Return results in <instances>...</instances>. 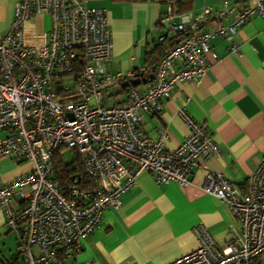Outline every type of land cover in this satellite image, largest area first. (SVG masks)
I'll return each mask as SVG.
<instances>
[{"label":"built area","instance_id":"1","mask_svg":"<svg viewBox=\"0 0 264 264\" xmlns=\"http://www.w3.org/2000/svg\"><path fill=\"white\" fill-rule=\"evenodd\" d=\"M219 4V9L206 5L182 14L166 7L159 20L166 33L157 42L179 37L166 46L151 80L145 81L144 69L108 71L112 41L104 8L82 0H16L9 30L0 38V159L14 156L31 168L0 182L5 226L17 239L11 264L60 263L81 250L102 212L119 207L120 195L140 173H149L157 184L183 186L190 170L200 166L206 169L202 190L227 206L236 227L218 246L198 226L197 248L168 264H250L264 253V158L241 190L205 166L221 152L205 128L183 112L190 132L173 149L164 146L165 130L159 128L153 139L141 127L177 84L197 83L205 74L210 37L225 39L236 51L240 27L253 15L264 19V0ZM36 14L48 15L50 28L41 35L25 33V23ZM210 23L215 24L211 31L202 30ZM135 76L143 87H126V104L103 103L106 88ZM64 151L78 154L85 175L81 185L72 178L67 196L51 163L57 152L64 160ZM15 197L20 203L13 207Z\"/></svg>","mask_w":264,"mask_h":264},{"label":"crops","instance_id":"2","mask_svg":"<svg viewBox=\"0 0 264 264\" xmlns=\"http://www.w3.org/2000/svg\"><path fill=\"white\" fill-rule=\"evenodd\" d=\"M82 1L107 12L112 41L110 73L155 68L166 48L164 44V48H155L158 36L166 33L159 22L163 5L152 0ZM219 1L193 0L187 12H200L206 5L219 9ZM15 2L0 0V38L9 30ZM214 25L202 30L211 31ZM49 28L50 18L45 14L33 15L25 23V33L41 35ZM234 40L236 51L229 49L225 39L210 37L212 55L205 74L197 83L177 84L163 99L162 109L147 114L141 127L153 139L159 128L165 130L164 146L173 149L190 132L183 112L205 128L221 152L205 166L243 190L264 158V19L251 16ZM136 86L142 89L143 84ZM103 100L105 105L126 104L122 84L106 88ZM20 162L14 156L0 159V182L27 173L31 163ZM205 176L203 166L192 168L187 184L179 186L175 182L157 184L149 173H140L135 184L120 195L119 207L102 212L81 250L58 264H168L197 248L194 229L198 226L205 227L218 246L223 245L236 224L227 206L202 190ZM19 203L15 197L12 205ZM14 241L17 246L16 234L6 228L0 206V262L11 264L16 259ZM262 254L250 264H260Z\"/></svg>","mask_w":264,"mask_h":264},{"label":"trees","instance_id":"3","mask_svg":"<svg viewBox=\"0 0 264 264\" xmlns=\"http://www.w3.org/2000/svg\"><path fill=\"white\" fill-rule=\"evenodd\" d=\"M113 1H117V2H122V1L143 2V1H147V0H113ZM152 1H156L159 4L164 6V11L161 13V15L163 13H165L166 7L169 4L173 7V12L175 14H182V13H185L191 9L192 2H193V0H152ZM162 35L164 36L165 33ZM177 37H179V36L168 38L165 42L158 43L155 48L159 49V46H163V48H164V45L166 47V46L174 43L175 40L177 39ZM164 49L162 51V55L164 53ZM161 56H160V58H161ZM153 72H154V67L149 68V69L148 68L144 69L142 79L145 81L151 80ZM51 163H52V167L54 169V174H55L54 178L56 179L58 186L61 189V191L64 193V195L67 196V191H68L69 186L72 184V178L73 177L80 179V182H79L80 185L82 184L83 180H85L82 162H81L80 157L78 156V154L76 152L73 151V157L70 161L63 160L61 158L60 154L57 152L53 156Z\"/></svg>","mask_w":264,"mask_h":264},{"label":"rangeland","instance_id":"4","mask_svg":"<svg viewBox=\"0 0 264 264\" xmlns=\"http://www.w3.org/2000/svg\"><path fill=\"white\" fill-rule=\"evenodd\" d=\"M63 155H64V158H65V161H70L72 159V157H73V152L64 151ZM24 162H28V161H21L20 163H24ZM16 250H17V246H16V243L14 241L13 247H12V251H16ZM35 251H36V249H35ZM260 264H264V254H262V258H261V263Z\"/></svg>","mask_w":264,"mask_h":264},{"label":"water","instance_id":"5","mask_svg":"<svg viewBox=\"0 0 264 264\" xmlns=\"http://www.w3.org/2000/svg\"><path fill=\"white\" fill-rule=\"evenodd\" d=\"M142 82H143V80L141 78H139L138 76H135L133 79L123 82L122 83V87L125 89L128 86L138 85V84H140ZM57 88H58V86H57Z\"/></svg>","mask_w":264,"mask_h":264}]
</instances>
